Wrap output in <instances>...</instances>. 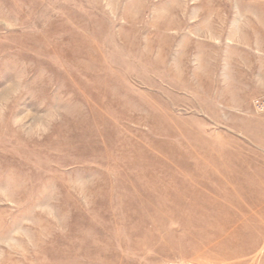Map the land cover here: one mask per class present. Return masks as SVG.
<instances>
[{"label": "rangeland", "instance_id": "374dc122", "mask_svg": "<svg viewBox=\"0 0 264 264\" xmlns=\"http://www.w3.org/2000/svg\"><path fill=\"white\" fill-rule=\"evenodd\" d=\"M0 264H264V0H0Z\"/></svg>", "mask_w": 264, "mask_h": 264}]
</instances>
